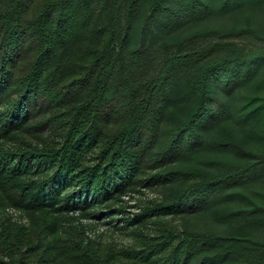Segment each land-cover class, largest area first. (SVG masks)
<instances>
[{
    "label": "trees",
    "instance_id": "trees-1",
    "mask_svg": "<svg viewBox=\"0 0 264 264\" xmlns=\"http://www.w3.org/2000/svg\"><path fill=\"white\" fill-rule=\"evenodd\" d=\"M260 2L0 0V264L262 263L257 241L176 221L264 174L245 141L264 136V94L245 95L235 126L216 96L255 75L264 45L237 37L264 42V28L175 29ZM100 217L125 240L90 235L83 219ZM231 217L260 223L264 204Z\"/></svg>",
    "mask_w": 264,
    "mask_h": 264
},
{
    "label": "rangeland",
    "instance_id": "rangeland-1",
    "mask_svg": "<svg viewBox=\"0 0 264 264\" xmlns=\"http://www.w3.org/2000/svg\"><path fill=\"white\" fill-rule=\"evenodd\" d=\"M248 21L264 28V2L250 4L219 17H211L196 22H184L175 30H177V32H183L205 24L240 26L246 24ZM160 34V29L155 27L152 32L149 33V39L151 38L150 50L156 49ZM237 39L252 45H264L262 40L251 35H245L240 38L237 37ZM255 92L264 94V59L255 75L248 81L239 83L230 91L222 87L216 88V96L227 103L229 108V122L231 124H234V126L239 124L238 118L245 95ZM185 104L186 102L183 99L177 97L173 99L167 110L168 115L165 119L166 125L169 126L173 123L175 115L184 114ZM217 128L218 125L213 126L210 132L206 134L214 132ZM245 141L246 148L249 151L248 157L254 159L260 155L264 156V136L248 132V134L245 135ZM202 155L206 157L209 156V153L207 150H204ZM168 189L169 185L153 186L144 188L143 193L133 192L130 197L126 196L125 198L128 202L132 203L139 198H151ZM255 204H264V174L250 178L233 187L223 189L205 208L193 213H184L177 217L176 221L180 225H186L194 229H208L219 233L236 235L241 237L245 243L248 242L249 245L253 244L252 241H257L258 244L253 245L264 250V221L258 223L240 220L236 217L227 218L230 212L252 208ZM130 210H134V207H130ZM106 219L107 217H100L89 220L83 219V221L97 222V225L94 226V230L90 232V235L102 233L103 238L114 236L118 240H125L124 236L118 232H113L111 223H105ZM23 220L26 221V218ZM212 252H208V254H212ZM210 264H240V261L234 257H226L219 260L215 259V261ZM260 264H264V259Z\"/></svg>",
    "mask_w": 264,
    "mask_h": 264
}]
</instances>
